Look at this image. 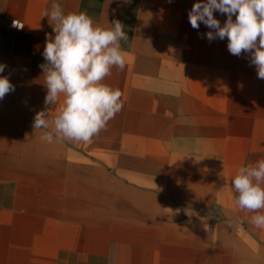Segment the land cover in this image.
I'll return each instance as SVG.
<instances>
[{
  "label": "crops",
  "instance_id": "crops-1",
  "mask_svg": "<svg viewBox=\"0 0 264 264\" xmlns=\"http://www.w3.org/2000/svg\"><path fill=\"white\" fill-rule=\"evenodd\" d=\"M195 2L0 0V75L15 86L0 100V264H264V229L231 188L264 159V80L249 54L191 27ZM53 3L128 35L104 81L123 109L90 143L33 128Z\"/></svg>",
  "mask_w": 264,
  "mask_h": 264
},
{
  "label": "clouds",
  "instance_id": "clouds-1",
  "mask_svg": "<svg viewBox=\"0 0 264 264\" xmlns=\"http://www.w3.org/2000/svg\"><path fill=\"white\" fill-rule=\"evenodd\" d=\"M214 12L226 15L223 25ZM43 17L52 22L55 35L46 34L42 53L46 63L40 65L47 89L45 109L35 114L33 128L43 130L40 139L47 143H90L123 109L122 91L104 81L113 67L124 69L120 42L128 35L119 20L105 27L86 12L65 13L59 3H53ZM188 20L193 29L201 23L210 29L205 34L210 42L226 38L230 54H249L257 77L264 80V0H197ZM13 27L23 25L14 20ZM5 67L0 64V73ZM14 91L10 79L0 75V100ZM61 98L62 107L49 120V108H55ZM231 188L239 209L255 213L250 222L264 229V159L239 167Z\"/></svg>",
  "mask_w": 264,
  "mask_h": 264
},
{
  "label": "built area",
  "instance_id": "built-area-1",
  "mask_svg": "<svg viewBox=\"0 0 264 264\" xmlns=\"http://www.w3.org/2000/svg\"><path fill=\"white\" fill-rule=\"evenodd\" d=\"M20 23L24 26L23 22H20ZM11 27H13V21L11 22ZM13 28H16V27H13ZM16 29H18V28H16ZM21 29H23V27L19 28V30H21Z\"/></svg>",
  "mask_w": 264,
  "mask_h": 264
}]
</instances>
